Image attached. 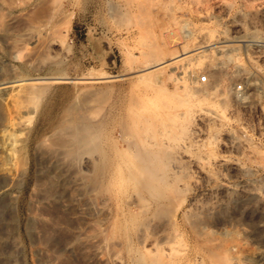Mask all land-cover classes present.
<instances>
[{"label":"rangeland","instance_id":"374dc122","mask_svg":"<svg viewBox=\"0 0 264 264\" xmlns=\"http://www.w3.org/2000/svg\"><path fill=\"white\" fill-rule=\"evenodd\" d=\"M0 264H264V0H0Z\"/></svg>","mask_w":264,"mask_h":264},{"label":"bare ground","instance_id":"6f19581e","mask_svg":"<svg viewBox=\"0 0 264 264\" xmlns=\"http://www.w3.org/2000/svg\"><path fill=\"white\" fill-rule=\"evenodd\" d=\"M257 37H259V36H257ZM257 37H255V36H253V35H250V34H242V35H237V36H235V38H234V40L236 41V42H239V44L240 43H242V44H244L245 46H251V47H258V46H260L261 44H262V40H263V38L260 40L259 38H257ZM230 40V39H229ZM225 40H223V38L221 37V36H217L216 37V39H215V41H214V44H216V46H214V48L217 50V51H223V50H226V49H228V50H231L232 48H231V45L229 46V45H227V44H223V42H224ZM210 43H211V41H210ZM227 43V42H226ZM235 43V42H234ZM209 44V43H208ZM263 45V44H262ZM205 46H207V45H205ZM210 46V45H209ZM255 49V48H254ZM260 49V48H259ZM262 49V48H261ZM183 54V53H182ZM181 54V55H182ZM189 54V53H188ZM180 56V55H179ZM187 56V55H186ZM182 57V56H181ZM189 57V56H188ZM187 58V57H186ZM173 59V58H172ZM188 59V58H187ZM168 60H170V59H168ZM168 60H163V61H159V62H155V63H152V65L150 64V65H148V66H146L144 69H143V72L144 71H149L150 70V68H152V67H157V66H160L161 64H163L164 62H168ZM174 60V59H173ZM171 61V60H170ZM178 61V60H177ZM166 62V63H167ZM174 62H176V61H174ZM171 63V62H170ZM186 66V65H185ZM198 66H200L199 64H198ZM182 67V66H181ZM185 68V67H184ZM195 68V67H194ZM198 68V67H197ZM149 69V70H148ZM156 71V70H155ZM154 71V72H155ZM159 71V70H158ZM158 71H156V72H158ZM150 73H152L151 71H149ZM149 72H148V74L147 75H149ZM155 72V73H156ZM160 72H162V71H160ZM146 73V72H145ZM154 73V74H155ZM145 75V74H144ZM146 75V76H147ZM145 76V77H146ZM151 76H153L154 77V75L152 74ZM150 77V76H149ZM149 77L147 78V79H149ZM153 77H150V78H152L153 79ZM156 77H157V74H156ZM145 78V79H146ZM181 78V77H180ZM250 78V77H249ZM53 79V78H52ZM56 79V78H55ZM146 79V80H147ZM154 79H156L155 77H154ZM248 79V78H247ZM247 81V80H246ZM248 81H249V79H248ZM247 81V82H248ZM250 82H251V80H250ZM249 82V83H250ZM252 82H254V81H252ZM255 83V82H254ZM253 83V84H254ZM252 84V85H253ZM255 85V84H254ZM192 87V89H191V91H195V90H197L196 89V87L194 86V85H192L191 86ZM190 91V92H191ZM189 92V93H190ZM147 96V95H146ZM144 97H145V95H144ZM245 97L246 96H241V100H243V99H245ZM237 98V97H236ZM143 101H144V99H143ZM239 101V100H238ZM141 112V111H140ZM134 113V112H133ZM142 113H143V110H142ZM153 113H154V111H153ZM144 114V113H143ZM156 114V113H155ZM155 114H153V115H155ZM133 115H138V113H135V114H132V116ZM145 116V115H144ZM144 116H142V117H144ZM157 116V115H156ZM135 117V116H134ZM141 117V118H142ZM146 117V119H147V116H145ZM152 117V116H151ZM222 117H224V116H222ZM129 119H131V117L129 116ZM132 119H133V117H132ZM135 119V118H134ZM137 119H138V117H137ZM145 119V118H144ZM143 119V120H144ZM145 119V120H146ZM149 120V119H148ZM151 120H153V119H151ZM151 120H149L148 122H150ZM131 121V120H130ZM132 121H134V120H132ZM136 121V120H135ZM138 121V120H137ZM155 121V120H154ZM142 122H144V121H142ZM156 122V121H155ZM121 123V122H120ZM123 123H125V122H123ZM135 123V122H134ZM141 123V122H140ZM73 124V123H72ZM137 124V123H136ZM142 124V123H141ZM150 124H151V122H150ZM100 125H101V123H100ZM124 125H126L127 126V124L125 123ZM138 125V124H137ZM145 123H144V125L142 124V128L143 127H145ZM156 125V124H155ZM71 126H73V125H71ZM136 126V125H135ZM141 126V125H140ZM139 126V127H140ZM148 126V125H147ZM77 127V126H76ZM124 127V126H123ZM134 127V126H133ZM136 127H138V126H136ZM71 128V127H70ZM79 128V127H78ZM98 128V127H97ZM100 128V127H99ZM129 128H131V127H129ZM141 128V127H140ZM139 128V129H140ZM148 128V127H147ZM146 127H145V129H147ZM150 128H151V130H152V127H151V125H150ZM155 128H157V127H155ZM73 130H76L77 128H72ZM81 129H83V128H81ZM93 129H95V127L93 128ZM125 129H127L128 130V126H127V128H125ZM133 129V128H132ZM132 129L130 130V131H132ZM137 129V128H136ZM144 129V128H143ZM83 130H85V129H83ZM82 130V131H83ZM122 130V129H121ZM138 130V129H137ZM141 130V129H140ZM153 130H155V129H153ZM158 130V129H157ZM157 130H156V132H157ZM72 131V130H71ZM102 131V130H101ZM100 131V132H101ZM134 131V130H133ZM139 131V130H138ZM145 131V130H144ZM143 130H142V132H144ZM73 132H75V131H73ZM126 132V131H125ZM135 132V131H134ZM145 132H147L146 133V135H148L149 133H148V130L147 131H145ZM144 132V133H145ZM78 133V132H77ZM83 133H85V132H83ZM105 133V132H104ZM131 133V132H130ZM75 135H76V132L74 133ZM93 134H94V132H93ZM125 134H127V133H125ZM124 134V135H125ZM140 134V133H139ZM143 134V133H142ZM81 135H83V134H81ZM129 135V134H128ZM145 135V136H146ZM150 135V134H149ZM96 136H98V135H96ZM95 136V137H96ZM144 136V135H143ZM143 136H141V137H143ZM154 136V135H153ZM75 137V136H74ZM150 137H152V136H150ZM72 138V137H71ZM92 138H94V137H92ZM101 138V137H100ZM137 137H135L134 139H136ZM146 138H148V137H146ZM69 139H70V137H69ZM75 139V138H74ZM77 139V138H76ZM74 140L75 142L78 140V141H81V142H83V143H85L86 145H88L89 143H87L89 140H90V136L89 135H85V136H83V137H81V138H78L77 140ZM124 139V138H123ZM122 138H121V140H123ZM128 139H130V138H128ZM150 139V138H149ZM153 139V138H152ZM156 139H158L159 140V138H156ZM135 141V140H134ZM136 141H137V139H136ZM135 141V142H136ZM139 141H142V140H140L139 139ZM70 142H71V140H70ZM70 142H68V144L70 143ZM90 142V141H89ZM92 142V141H91ZM90 142V143H91ZM94 142V141H93ZM138 142V141H137ZM160 142V141H159ZM78 143V142H77ZM80 143V142H79ZM78 143V144H79ZM116 143H118V142H116ZM140 143V142H139ZM144 143H145V140H144ZM149 143V142H148ZM161 143V142H160ZM159 143V144H160ZM71 144H73V143H71ZM77 144V145H78ZM91 144H93V143H91ZM156 144H157V140H156ZM81 145V144H80ZM80 145H79V147H80ZM95 145V143L93 144V146ZM97 145V144H96ZM95 145V146H96ZM112 145H113V143H112ZM128 145V144H127ZM130 145V144H129ZM133 145V144H132ZM144 145V144H143ZM74 146V145H73ZM83 146V145H82ZM89 146V145H88ZM91 146V145H90ZM139 146H141V145H139ZM138 146V147H139ZM149 146V145H148ZM147 146V147H148ZM83 147H85V146H83ZM92 147V146H91ZM110 147V146H109ZM136 147V146H135ZM142 147V146H141ZM144 147H146V146H143V148ZM149 147H151V148H149ZM148 148H146L144 151H141V152H143V153H140V152H138V154L140 153V154H142V155H140L141 157H139V159L137 158V156L138 155H136L135 156V159L136 160H138L139 161V163H137L136 165L134 164V167L132 168V170H131V172H130V175L129 176H139V177H141V178H139V179H142V188H143V190H145L147 193H149L151 196H153V197H155L156 199H159V200H161V199H165L164 197H165V195L167 196V188H168V186H169V184H168V182H165V180H164V178L163 177H165L164 176V173H166V172H164L163 173V169H164V167H165V162H164V160L163 161H160V162H162V166H163V168H162V166H161V163L159 162V160H160V158H159V156L161 155V154H163V152L161 153V152H158L157 151V149L155 150L154 148H152V146L150 145ZM78 148V147H77ZM81 148V147H80ZM89 147H87V149H88ZM129 148H131V149H133L132 147H129ZM128 148V149H129ZM137 148V147H136ZM135 148V150H137ZM142 148V149H143ZM92 148H90V150H91ZM94 149V148H93ZM114 149V148H113ZM81 150H83L82 148H81ZM94 150H96V148L94 149ZM70 151H73V149L71 150L70 149ZM92 151V150H91ZM134 151V150H133ZM163 151H166L165 149L163 150ZM97 152V151H96ZM101 152H103V151H100V153ZM125 152V151H124ZM87 153V152H86ZM92 153V152H91ZM118 153V152H117ZM123 153V152H122ZM135 153V152H134ZM159 153H160V155H159ZM168 153V152H167ZM128 154V153H127ZM101 155H103V154H101ZM115 155V154H114ZM126 155V154H125ZM130 155V154H129ZM165 155V154H164ZM104 156V155H103ZM122 156V155H121ZM120 156V157H121ZM134 155H132V157H133ZM162 156V155H161ZM167 156H169V153H168V155ZM166 156V157H167ZM98 157V156H97ZM125 157V156H124ZM130 158V157H129ZM134 158V157H133ZM125 159V158H124ZM167 159V158H166ZM168 159H169V157H168ZM106 160V159H105ZM161 160H162V158H161ZM98 161V160H97ZM96 161V162H97ZM137 161V162H138ZM100 162H101V160H100ZM100 162H98V163H100ZM159 162V163H158ZM163 162H164V164H163ZM168 162V161H167ZM166 162V163H167ZM102 163V162H101ZM106 163H108V162H106ZM130 163H132V162H130ZM97 164V163H96ZM112 164V163H111ZM125 165V164H124ZM129 166V165H128ZM102 168L103 167V164H101L100 166L98 165V168ZM159 168H161L162 169V174H160V175H158L156 172L158 171V169ZM105 169V168H104ZM161 169H159V170H161ZM118 170V169H117ZM172 170V169H171ZM95 171V170H94ZM170 171V170H169ZM159 173H161L160 171H158ZM113 173V172H112ZM129 173V172H128ZM174 173V172H173ZM116 174V173H115ZM167 174V173H166ZM177 174V173H176ZM118 175V174H117ZM168 175V174H167ZM127 176H128V174H127ZM176 177V176H175ZM136 178V177H135ZM96 179V178H95ZM99 179H101V178H99ZM132 179V178H131ZM137 179V178H136ZM139 179H138V182H139ZM176 180V179H175ZM135 181V180H134ZM137 181V180H136ZM101 182V181H100ZM171 184H173V183H171ZM170 187V186H169ZM172 187H173V185H172ZM171 187V188H172ZM171 188L169 189L168 188V192H169V190L171 191ZM100 189H101V187H100ZM138 189V188H137ZM102 190V189H101ZM150 197V196H149ZM143 199V201H144V198H142ZM146 201V200H145ZM162 201V200H161ZM148 202V201H147ZM133 203V202H132ZM161 203V202H160ZM144 204H146V203H144ZM144 204H141V206H140V209H142L143 208V211H144V209L146 208H144V207H142V205H144ZM138 208V207H137ZM139 210V209H138ZM145 211H146V209H145ZM144 211V212H145ZM140 212V211H139ZM147 217V216H146ZM173 219V218H172ZM169 221H171V220H169ZM168 221V222H169ZM173 221H174V219H173ZM147 222V221H146ZM170 223H172V221L170 222ZM169 223V224H170ZM175 224V223H174ZM172 225V224H171ZM170 225V226H171ZM172 229H173V227H172ZM153 241H151V243H152ZM150 243V242H149ZM154 243V242H153Z\"/></svg>","mask_w":264,"mask_h":264},{"label":"built area","instance_id":"2783aa9c","mask_svg":"<svg viewBox=\"0 0 264 264\" xmlns=\"http://www.w3.org/2000/svg\"><path fill=\"white\" fill-rule=\"evenodd\" d=\"M199 80H200V82H202V83L207 82V81H208V79H207V75H202V76H200V77H199ZM237 88L241 89V86L238 85Z\"/></svg>","mask_w":264,"mask_h":264}]
</instances>
